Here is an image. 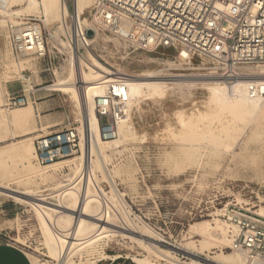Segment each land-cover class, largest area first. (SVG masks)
Wrapping results in <instances>:
<instances>
[{
	"label": "rangeland",
	"instance_id": "374dc122",
	"mask_svg": "<svg viewBox=\"0 0 264 264\" xmlns=\"http://www.w3.org/2000/svg\"><path fill=\"white\" fill-rule=\"evenodd\" d=\"M63 1L67 9L65 17H70L73 12L75 15L74 0ZM35 2L36 14L27 8L26 0H11L7 10L0 12V242L21 249L32 264H60V258L52 256V248L46 244L48 236L40 227L35 211L12 193L32 191L33 198H49V195L56 193L58 184L64 185L73 177V163L81 153L80 150L76 156L54 167L40 168L34 163L33 143L36 139L62 128L78 130L81 126L80 110L67 96L50 92L49 89L55 83L53 70L67 59L63 46L67 42L65 35L55 33L61 24L60 14L57 11L50 16L45 15L41 0ZM92 6L93 2H90L89 8L77 15L83 33L86 29H92ZM22 17L34 20L43 34L51 36L47 39L46 59L30 56L19 64L13 60L6 24H16ZM88 32L91 44L89 52L99 65L110 72L122 76H137L146 71L147 75L155 77L206 75L207 79L214 78L206 62L196 57L189 58L182 49L141 52L127 47L128 44L103 30H95L93 34L86 31V34ZM17 70L26 71L30 85L17 81ZM15 86H22L25 91L32 87L33 92L43 88L53 95L60 104L41 108L50 111L45 118L59 116L60 124L51 129L40 126L42 120L37 117L33 107V117L27 131L10 124L7 119L17 109L6 111L1 107V99L7 88ZM205 86L208 88L212 85L167 86L158 96H144L131 103L127 110L130 115L127 123L131 129L128 134L120 136L119 133L117 136L116 130L114 138L105 133L115 141L107 152L112 162L98 167L95 173L96 185L116 202L114 211L118 220H125L131 231H143L140 234L145 236L147 244L157 246L159 252H172L173 261L167 262L146 254L143 247L126 235L103 239L90 250L73 255V264H138L137 260L141 259H146L149 264H193L194 260L183 253L194 252L192 246L199 249L195 246L201 238L190 234L193 224L208 221L214 228L217 223L221 225L220 230L215 229L213 233L223 232L225 236L224 219L228 213L243 215L247 212L264 222L256 216L261 209L264 211V112L254 114L244 122L234 123L227 133V140L216 121L212 122L213 125L209 123V127H202H207L206 133L201 129H198V133L193 130L181 133L174 117L177 112L184 116L204 113L208 99ZM31 106V101H28L25 110L31 112ZM213 128V133L223 142L209 138ZM37 129L41 132L29 135ZM99 132L101 135V130ZM201 132L200 138L198 134ZM24 146L26 148L21 150ZM48 201L56 203L54 199ZM118 220L113 223L114 226H119ZM150 239L156 240V243ZM188 243H192V246L185 247ZM228 247L222 248L225 254L232 253ZM218 250L212 246L197 255L211 259ZM241 260L243 264H248Z\"/></svg>",
	"mask_w": 264,
	"mask_h": 264
},
{
	"label": "bare ground",
	"instance_id": "6f19581e",
	"mask_svg": "<svg viewBox=\"0 0 264 264\" xmlns=\"http://www.w3.org/2000/svg\"><path fill=\"white\" fill-rule=\"evenodd\" d=\"M9 1L11 0H0V12H5L7 10ZM41 2L45 15L50 16L57 11L59 12L61 24L55 33H60L62 34L61 36L66 35V31L64 30V17L67 14V9L64 1L41 0ZM74 2L75 15L77 17L79 13L89 8L90 2L92 1L74 0ZM26 4L27 8L32 13L36 14L37 8L35 0H26ZM73 19L72 25L74 24ZM91 26L94 30L86 29L85 32L91 31L93 34V31L95 30L101 31V29L95 27L92 23ZM122 27L124 30H129L128 26L122 25ZM68 30L71 34L73 31L72 38H74L75 31L73 26L72 28H68ZM115 39L127 45L123 40L116 37ZM114 45L118 46L117 44ZM63 46L66 50L65 56L67 59L59 65V68L53 70L55 83L50 86L49 89L50 91L58 92L67 96L69 101L74 104L81 113V116H79L81 117V126L78 128L79 135L82 139L80 147L81 153L76 158L77 161L73 163V177L68 179V183L66 182L64 185L58 184L56 186V193L54 195H49V198L42 196L33 198L32 191L25 193H12L19 197L21 203L29 205L35 211L40 227L46 231L48 236L46 244L52 248V256L60 258V264H73L71 260L73 255H78L83 251L86 252L90 250V248L96 246V244L103 239L109 240L110 238L123 237L126 235L130 237L129 239L134 240L139 246L143 247L147 251L146 254L150 253L167 262L173 261L171 260L174 258L172 252H166L163 254L158 251L157 246L152 243L147 244V241L144 239L145 236L140 234V232L143 233V231L136 232L134 229L131 231L128 227L121 228V226H114L113 223L118 220V216L114 211L117 208L116 202L112 196L106 195L100 187L96 185L97 183L94 182L96 179L95 173L97 168L107 166L112 162V158L107 152L115 144V141L107 135L100 137L98 118L94 111V99L104 94L106 83L119 76L122 77V75L116 72H110L99 65L88 49L81 51L79 41L75 45H70L68 42H65ZM127 47H129V45ZM127 47L124 49H127ZM81 52L84 53V56H82L83 54ZM257 69L258 68L254 69L250 67L242 68L243 73L249 78L237 79L231 85H227V83L214 76H212L214 78L211 79H207L206 75L190 77H155L154 75H147L146 71L141 72L137 76H124V81L131 103L138 101V99L143 98L144 96L145 98L146 96H158V94L160 95L161 90H164V87L167 86L179 87L180 85L194 86L198 84L212 85L208 88L205 86L208 91V99L206 106L207 109L204 113H190L188 116H184L177 112L174 119L176 118L175 121L177 120L180 132L185 134L192 130L198 133V129H201L204 133L207 127H205V129L202 127L207 126L209 123L213 125L212 122L216 121L221 126V132L225 134V139L227 140V133L232 130L231 126L234 123L244 122L245 120H248L247 118H250L251 116L253 117L254 114L259 115L264 112V100L250 99L246 93L248 83L264 82V69ZM223 84L229 88L224 87ZM163 95L164 94H162V96ZM25 109L12 112L7 121L12 124L26 123L31 116V112ZM129 116L130 115L126 113V116L118 122L116 129L118 130L117 136L118 133L119 136L128 134L131 129V125L127 123L130 121ZM209 126L210 125H208V127ZM209 130L208 132H210ZM213 132L214 128L209 138H211L212 141L223 142V140ZM203 133L201 132L198 134V137H202ZM25 148L26 147L24 146L21 150ZM59 164L61 163H56L48 167H54ZM100 191L102 192V195L100 194ZM102 197H104L105 201H103ZM49 199H54L56 203L48 201ZM109 211H111L112 214H109ZM105 213H107L108 216L107 219L104 220L103 217ZM256 216L264 220V211L261 209L257 212ZM120 220H118L119 223H125V220ZM211 225L212 224L208 221H202L191 226L190 234L197 235L201 238V240L197 242L198 245L195 246L199 247L198 250L192 246V243L185 245V247L192 246L194 249V252L183 251L185 255L194 260L192 263L243 264L241 259L246 262V259L240 253L233 251L231 254H225L222 251V248H227L228 245L230 247L231 244L230 239L227 236L228 226L224 224V236L223 232L220 234H217V232L216 234L213 233V231H215V229L218 230L221 225L218 226V224L215 223L214 228L211 227ZM151 241L156 243V240ZM212 246L219 249V252L213 258L203 259L197 255L202 254ZM137 262L138 264H149L146 259L137 260ZM248 264H264V259L255 260Z\"/></svg>",
	"mask_w": 264,
	"mask_h": 264
},
{
	"label": "built area",
	"instance_id": "2783aa9c",
	"mask_svg": "<svg viewBox=\"0 0 264 264\" xmlns=\"http://www.w3.org/2000/svg\"><path fill=\"white\" fill-rule=\"evenodd\" d=\"M91 23L123 40L132 49L154 52L159 49H182L189 58L206 62L209 72L231 85L237 79L249 78L242 68H264V0H92ZM74 18V19H73ZM69 19V23H67ZM72 19L74 24L72 25ZM65 39L70 45L80 42V50L90 48L86 32L80 28L78 17L64 19ZM122 25L128 26L124 30ZM74 28L75 37L68 28ZM7 37L15 63L33 56L47 58V39L36 22L22 17L14 24L7 22ZM63 30V31H64ZM17 81L29 84L25 70H17ZM32 87L5 96L6 111L28 105ZM246 93L250 99L264 100V82H250ZM133 102V101H132ZM131 103L124 76L112 79L105 92L94 99L100 137L116 135L117 124ZM81 136L73 127L62 128L34 141V163L45 168L77 155ZM102 195V192L100 191ZM103 201H105L104 197ZM109 214H112L109 211ZM105 213L103 219H107ZM230 252L240 253L246 262L264 259V222L249 213H228ZM121 228L128 227L120 223ZM129 228V227H128Z\"/></svg>",
	"mask_w": 264,
	"mask_h": 264
},
{
	"label": "crops",
	"instance_id": "0c3cea01",
	"mask_svg": "<svg viewBox=\"0 0 264 264\" xmlns=\"http://www.w3.org/2000/svg\"><path fill=\"white\" fill-rule=\"evenodd\" d=\"M31 78L33 79V75L31 76ZM34 86H37V85H34ZM21 87L15 86V87L7 88L4 95L2 96V99H1V104H2L1 107H3V103L5 101V96L8 94L18 93L20 91ZM47 92L48 91H46L43 88L36 89L32 93L31 96L27 97V99H28V101H31V105H32L31 106V113H32V107L35 108L34 111L36 112L37 117L40 120H42L39 125L46 128V129H51V128L56 127L58 124H60V123H58L59 116H49L48 118H45V114L47 112H50V111H45L42 108L44 107L47 109L49 107L50 108L55 107V106H58V104H60V103L56 98H54L53 95H50ZM50 92H52V91H50ZM26 107H27V105H26ZM21 109H25V107L21 108ZM17 110H19V109H17ZM32 117H33V113L31 115V118L28 119L26 123L14 124V125L18 126L23 131H27L28 130L27 129L28 124L30 125ZM36 127H38V124ZM40 132L41 131L37 129L35 132H31L29 135L38 134ZM0 264H32V263H31L29 257L21 249L15 247L14 245L8 244V243L0 242Z\"/></svg>",
	"mask_w": 264,
	"mask_h": 264
},
{
	"label": "water",
	"instance_id": "95a60500",
	"mask_svg": "<svg viewBox=\"0 0 264 264\" xmlns=\"http://www.w3.org/2000/svg\"><path fill=\"white\" fill-rule=\"evenodd\" d=\"M90 35V32L87 33V36Z\"/></svg>",
	"mask_w": 264,
	"mask_h": 264
}]
</instances>
